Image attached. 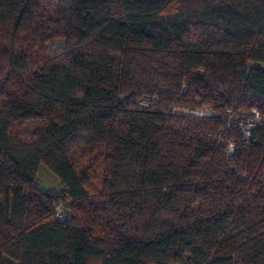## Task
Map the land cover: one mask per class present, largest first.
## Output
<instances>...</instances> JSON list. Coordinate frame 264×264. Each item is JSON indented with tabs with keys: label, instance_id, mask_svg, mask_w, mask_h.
I'll return each instance as SVG.
<instances>
[{
	"label": "trees",
	"instance_id": "16d2710c",
	"mask_svg": "<svg viewBox=\"0 0 264 264\" xmlns=\"http://www.w3.org/2000/svg\"><path fill=\"white\" fill-rule=\"evenodd\" d=\"M0 264H264V0H0Z\"/></svg>",
	"mask_w": 264,
	"mask_h": 264
},
{
	"label": "rangeland",
	"instance_id": "374dc122",
	"mask_svg": "<svg viewBox=\"0 0 264 264\" xmlns=\"http://www.w3.org/2000/svg\"><path fill=\"white\" fill-rule=\"evenodd\" d=\"M62 46V40H54L49 44V49L51 52H53L60 49ZM244 119L246 123V126L244 128H249L250 126H252V124L256 123L259 118L252 112L250 116H245ZM40 125L41 124L38 122L28 123L24 128V131L28 133L33 129L40 127ZM37 187L41 191H47L48 189H57L59 187V180L46 167L41 166L38 170Z\"/></svg>",
	"mask_w": 264,
	"mask_h": 264
},
{
	"label": "built area",
	"instance_id": "2783aa9c",
	"mask_svg": "<svg viewBox=\"0 0 264 264\" xmlns=\"http://www.w3.org/2000/svg\"><path fill=\"white\" fill-rule=\"evenodd\" d=\"M140 105L143 106V107H147L148 104H147L146 101H143V102H140ZM253 113L255 114V116L258 117L257 113H255V112H253ZM245 137H248V133L247 132L245 133ZM61 215H62L61 212L59 211V209H57V216L60 217Z\"/></svg>",
	"mask_w": 264,
	"mask_h": 264
}]
</instances>
